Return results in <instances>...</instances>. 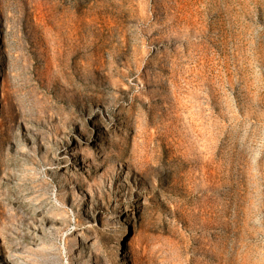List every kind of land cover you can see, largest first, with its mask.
<instances>
[{
    "label": "rangeland",
    "instance_id": "1",
    "mask_svg": "<svg viewBox=\"0 0 264 264\" xmlns=\"http://www.w3.org/2000/svg\"><path fill=\"white\" fill-rule=\"evenodd\" d=\"M0 264H264V0H0Z\"/></svg>",
    "mask_w": 264,
    "mask_h": 264
},
{
    "label": "bare ground",
    "instance_id": "2",
    "mask_svg": "<svg viewBox=\"0 0 264 264\" xmlns=\"http://www.w3.org/2000/svg\"><path fill=\"white\" fill-rule=\"evenodd\" d=\"M19 258H21V256H19Z\"/></svg>",
    "mask_w": 264,
    "mask_h": 264
}]
</instances>
